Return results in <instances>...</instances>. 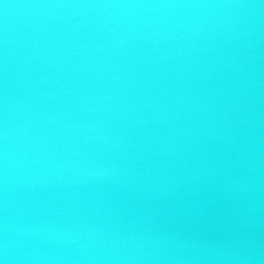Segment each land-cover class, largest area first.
Returning a JSON list of instances; mask_svg holds the SVG:
<instances>
[{
    "label": "water",
    "instance_id": "95a60500",
    "mask_svg": "<svg viewBox=\"0 0 264 264\" xmlns=\"http://www.w3.org/2000/svg\"><path fill=\"white\" fill-rule=\"evenodd\" d=\"M0 264H264V0H0Z\"/></svg>",
    "mask_w": 264,
    "mask_h": 264
}]
</instances>
